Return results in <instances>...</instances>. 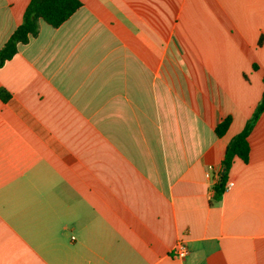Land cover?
<instances>
[{
	"label": "crops",
	"instance_id": "obj_1",
	"mask_svg": "<svg viewBox=\"0 0 264 264\" xmlns=\"http://www.w3.org/2000/svg\"><path fill=\"white\" fill-rule=\"evenodd\" d=\"M29 1L0 0V48ZM81 2L0 66V264H264V111L212 201L264 0Z\"/></svg>",
	"mask_w": 264,
	"mask_h": 264
},
{
	"label": "trees",
	"instance_id": "obj_2",
	"mask_svg": "<svg viewBox=\"0 0 264 264\" xmlns=\"http://www.w3.org/2000/svg\"><path fill=\"white\" fill-rule=\"evenodd\" d=\"M81 0H30L23 14L22 21L17 25L4 45L0 48V66L11 58L18 50V45L26 43L31 36L39 30V21L44 20L52 26H59L68 19L80 6ZM264 80V77H263ZM3 89H0V95ZM264 111V90L252 116L246 121L244 127L235 134L226 146L222 158L223 172L218 182L214 184L213 202L221 199L227 181L229 169L236 157L245 162L250 156V143L248 136L260 114ZM231 116H226L217 126L216 133L221 136L228 129Z\"/></svg>",
	"mask_w": 264,
	"mask_h": 264
},
{
	"label": "built area",
	"instance_id": "obj_3",
	"mask_svg": "<svg viewBox=\"0 0 264 264\" xmlns=\"http://www.w3.org/2000/svg\"><path fill=\"white\" fill-rule=\"evenodd\" d=\"M207 175L209 176L210 173L208 172ZM234 184L233 181L227 182L225 185V188H230ZM187 253V248L183 242L178 243V245L175 248V255L177 256H183Z\"/></svg>",
	"mask_w": 264,
	"mask_h": 264
},
{
	"label": "water",
	"instance_id": "obj_4",
	"mask_svg": "<svg viewBox=\"0 0 264 264\" xmlns=\"http://www.w3.org/2000/svg\"><path fill=\"white\" fill-rule=\"evenodd\" d=\"M223 171H224V170H223ZM223 171H222V172H223Z\"/></svg>",
	"mask_w": 264,
	"mask_h": 264
}]
</instances>
